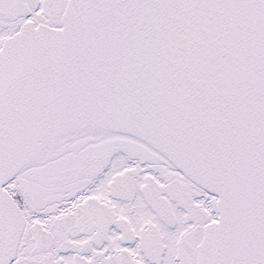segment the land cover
<instances>
[{"label": "snow or ice", "instance_id": "obj_1", "mask_svg": "<svg viewBox=\"0 0 264 264\" xmlns=\"http://www.w3.org/2000/svg\"><path fill=\"white\" fill-rule=\"evenodd\" d=\"M0 264H264V0H0Z\"/></svg>", "mask_w": 264, "mask_h": 264}]
</instances>
